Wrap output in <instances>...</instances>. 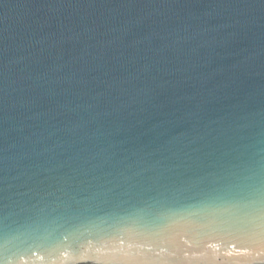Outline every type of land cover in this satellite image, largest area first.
<instances>
[{"label": "water", "instance_id": "water-1", "mask_svg": "<svg viewBox=\"0 0 264 264\" xmlns=\"http://www.w3.org/2000/svg\"><path fill=\"white\" fill-rule=\"evenodd\" d=\"M0 264H264V0H0Z\"/></svg>", "mask_w": 264, "mask_h": 264}]
</instances>
